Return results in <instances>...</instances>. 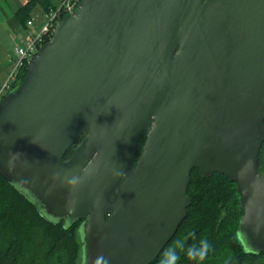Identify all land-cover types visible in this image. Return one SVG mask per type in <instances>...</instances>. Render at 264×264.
Masks as SVG:
<instances>
[{
    "label": "water",
    "instance_id": "1",
    "mask_svg": "<svg viewBox=\"0 0 264 264\" xmlns=\"http://www.w3.org/2000/svg\"><path fill=\"white\" fill-rule=\"evenodd\" d=\"M263 144L264 0H81L0 103V176L81 222L78 264L156 261L194 169L237 184L264 252Z\"/></svg>",
    "mask_w": 264,
    "mask_h": 264
},
{
    "label": "trees",
    "instance_id": "2",
    "mask_svg": "<svg viewBox=\"0 0 264 264\" xmlns=\"http://www.w3.org/2000/svg\"><path fill=\"white\" fill-rule=\"evenodd\" d=\"M57 4L54 0H28L16 14L27 28L37 6L47 12ZM26 72L27 67L20 70L15 87ZM84 137H79L78 144ZM145 141L146 134H143L139 152ZM76 147L67 151L64 160L71 158ZM258 172H264V144ZM188 196L192 203L187 216L168 245L179 242L187 248L206 240L209 247L204 258L198 261L188 260L178 248L177 264H264V252H247L238 237L243 213L235 182L218 173L203 178L194 169ZM80 223L68 225L66 220L56 223L48 219L15 184L0 176V264H78L82 251L78 238ZM159 258L152 264H159Z\"/></svg>",
    "mask_w": 264,
    "mask_h": 264
},
{
    "label": "built area",
    "instance_id": "3",
    "mask_svg": "<svg viewBox=\"0 0 264 264\" xmlns=\"http://www.w3.org/2000/svg\"><path fill=\"white\" fill-rule=\"evenodd\" d=\"M81 0H60V3L46 12L47 21L42 25L39 31L28 34L22 39L21 44H17L14 49V56L10 59L13 70L6 81L5 85L0 89V103L8 94L12 87L13 77L24 67H27L39 50L51 39L60 20L74 11ZM34 19L28 21V26H33ZM16 83V82H15ZM7 93V94H6Z\"/></svg>",
    "mask_w": 264,
    "mask_h": 264
},
{
    "label": "rangeland",
    "instance_id": "4",
    "mask_svg": "<svg viewBox=\"0 0 264 264\" xmlns=\"http://www.w3.org/2000/svg\"><path fill=\"white\" fill-rule=\"evenodd\" d=\"M54 2H58V4L60 3V0H54ZM17 9V6L14 3V0H1L0 1V19L3 17H7L9 16V14L12 11H15ZM37 11L39 12L37 15L34 12H32V18L34 19L35 23L37 26L43 25L46 21H47V15H46V11L43 10L42 12V7L41 6H37ZM30 31H32L31 33H34L33 30L35 29L34 27H29ZM25 32H21L16 34V38L12 39V37L10 35H7L6 33H4L1 29H0V89L5 85L6 81L8 80L11 72H12V68L10 65L6 64L10 62V59L13 58L14 56V49L15 46L17 44H21L22 39L24 37ZM12 65V64H11ZM11 69V71H10ZM10 72V73H9ZM19 72H17V74L13 77L12 79V83L10 84V88L14 87V85L16 84V80L18 78ZM7 77V79H6ZM6 79V80H5ZM5 80V81H4ZM7 94V93H6Z\"/></svg>",
    "mask_w": 264,
    "mask_h": 264
},
{
    "label": "clouds",
    "instance_id": "5",
    "mask_svg": "<svg viewBox=\"0 0 264 264\" xmlns=\"http://www.w3.org/2000/svg\"><path fill=\"white\" fill-rule=\"evenodd\" d=\"M208 247L209 245L206 240H201L198 244L188 246L187 248L179 242H173L162 250L159 258V264H177L179 258L177 254L178 248L183 250L184 256L188 260H202L208 251Z\"/></svg>",
    "mask_w": 264,
    "mask_h": 264
},
{
    "label": "crops",
    "instance_id": "6",
    "mask_svg": "<svg viewBox=\"0 0 264 264\" xmlns=\"http://www.w3.org/2000/svg\"><path fill=\"white\" fill-rule=\"evenodd\" d=\"M1 1V0H0ZM28 0H14L15 5L17 6V9L15 11H12L9 16L5 17V18H1L0 19V29L6 33L7 35H10L12 37V39L16 38V34L21 33V32H25L24 37H26L28 34H31L32 31H30L29 27H34L35 29L33 30V32H37L40 30L41 27L37 26L36 23H34L33 26H27V28L24 26V23L20 20V18L17 16L16 12L22 8L24 6V4L27 3ZM37 8V7H36ZM34 9L33 12L37 15L39 12L37 11V9ZM43 12V9H42ZM23 37V38H24ZM10 65L12 67V65L8 62L6 64ZM11 71V69H10ZM10 73V72H9ZM1 75V74H0ZM9 77V74L8 76ZM6 77V79H7ZM5 79V80H6ZM4 80V81H5Z\"/></svg>",
    "mask_w": 264,
    "mask_h": 264
},
{
    "label": "flooded vegetation",
    "instance_id": "7",
    "mask_svg": "<svg viewBox=\"0 0 264 264\" xmlns=\"http://www.w3.org/2000/svg\"><path fill=\"white\" fill-rule=\"evenodd\" d=\"M146 134V133H145ZM146 137H147V135H146Z\"/></svg>",
    "mask_w": 264,
    "mask_h": 264
}]
</instances>
